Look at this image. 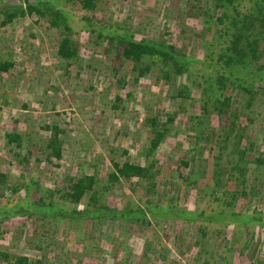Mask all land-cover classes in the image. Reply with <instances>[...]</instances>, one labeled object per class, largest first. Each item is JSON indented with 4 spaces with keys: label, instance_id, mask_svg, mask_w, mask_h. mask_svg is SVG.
<instances>
[{
    "label": "rangeland",
    "instance_id": "obj_1",
    "mask_svg": "<svg viewBox=\"0 0 264 264\" xmlns=\"http://www.w3.org/2000/svg\"><path fill=\"white\" fill-rule=\"evenodd\" d=\"M19 6H25L23 0H0L1 12ZM61 7L67 12L72 38L78 44L76 59H59L56 54L60 40L59 30L48 25L41 17L34 23V19L37 20L38 17L36 14L18 16L11 23L0 25V61L13 63L6 71L0 72V172L6 174L9 185L21 183L23 173L38 170L39 193H46L49 188H56L63 183L64 175L75 173L77 164L85 159L90 161L89 166H86L89 168L87 173L95 172L106 178L107 173L113 170L111 161L120 156L119 161L129 159L130 162H138L144 166L151 165L156 190L159 193L177 192L173 204L193 210L197 206L204 208L209 198L203 197L199 201L197 185L187 186V182L179 176V171L192 182L197 176L196 181L203 186L202 189L211 188L214 187L211 177L214 164L218 162L220 169L228 173V169L238 162L240 151L245 150L246 196H240L234 208L238 212L246 210L247 213H252L254 209L264 211V195L259 194L263 199H257L255 193L251 195L264 182V165L256 164L255 160L259 155L264 158V97H261L260 91L251 107L221 115L210 111L205 116L198 100L199 88L194 87L189 79L179 77L173 81L177 85L182 86L183 83L191 87V97H172L170 94L174 93L170 92L171 87L161 80L156 82V74L149 73L148 81L142 84L148 90H144L139 84L131 87L135 102H126L124 109H117L116 112L105 104L109 101L110 91L114 90L116 77L113 69L116 67L112 66L118 61H115L116 52L113 49L109 54H102L100 45L91 43L88 32L82 27L85 22L88 26L86 18L93 17L90 22L94 23L95 20L98 22L96 26L114 27L111 22L121 25L129 23L128 25L132 24V29L140 30L135 34L136 39H163L185 48L184 44L187 46L188 40L184 32L198 25L195 18L187 16V3L179 0H98L92 10H86L77 0H71L62 3ZM100 40L107 42L106 39ZM127 70L126 64L120 73ZM131 88L117 89L119 92L114 93L127 92ZM223 93L225 96L230 94L233 101L236 98L239 103L244 102L248 96L244 91L236 95L230 88ZM113 96L114 94L111 97ZM23 104L27 107L23 108ZM234 104L236 103L232 106ZM112 112L116 117H113ZM155 115L161 121L168 117H172L173 121L169 124V136L157 148V159H152V155L145 157V143L152 135L144 119ZM197 115L204 116L205 119L197 120ZM233 124L235 129L232 132L239 134L230 132ZM53 125L67 130L74 127V132L80 129L82 134L60 135L64 137V145H70L72 150L66 151L60 161H55L58 166L49 169L44 165L45 155L38 147L51 132L48 126ZM112 125L123 126V135L116 136ZM7 132L26 134V139L30 134L31 140L25 139L24 146L18 147L14 141H8ZM26 149L35 151L28 156ZM123 150H127L125 157L121 156ZM205 169L206 172L202 175V170ZM232 173L242 178L240 169L232 170ZM240 181L225 180L224 188L229 191L240 190L242 185H237ZM180 182L183 184L175 191L173 184ZM118 184L122 186L121 190L115 188ZM188 188L190 191L187 193ZM102 192L105 202L110 207L117 208L124 206L127 201L142 205L146 197L150 196L139 186L132 189L128 182L114 183L112 189ZM260 192L263 190L260 189ZM24 194L25 191L20 190V195ZM29 194L34 198L38 196L34 190ZM7 198L14 202L17 196L6 193L0 202ZM22 222V218L12 217L3 222L1 228L12 231ZM218 222H202L198 219L196 224L189 226L183 221L167 222L168 224L150 221L149 226L144 224L140 227L126 222L127 231L119 227L112 236L114 243L103 246L96 239L99 233L94 243L92 233L88 234L85 227L79 230L74 221H63L59 230L47 233L43 244L38 243L41 239L39 233L47 232L48 225L35 219H26V226H21L24 229L17 242L21 245L20 253L29 260L45 258L50 264H75L77 259H81L82 264H118L125 261V264H158L162 261L155 263L146 261V258L153 259L156 258L155 254H165L160 251L162 246L171 249L170 253L176 257L174 259L169 253L166 254L165 262L175 261L171 264H203L205 260L209 264L264 263V227L259 224L257 228L250 226L251 230L243 232L240 242H233L228 229L231 227L235 232L237 228L230 224L223 228L222 235L219 236L216 230L221 225ZM198 226L207 232L205 237L200 235L203 230L200 232ZM251 233L253 238L244 248L250 247L241 252L244 244L242 241L249 239ZM10 236L6 233L3 235L5 238L0 239V247L10 246L13 242L9 239ZM39 244L42 247L38 248ZM228 248H235L237 251L229 252V258L220 259L219 256L227 255ZM246 256H251V259ZM0 264L4 263L0 261Z\"/></svg>",
    "mask_w": 264,
    "mask_h": 264
},
{
    "label": "trees",
    "instance_id": "obj_2",
    "mask_svg": "<svg viewBox=\"0 0 264 264\" xmlns=\"http://www.w3.org/2000/svg\"><path fill=\"white\" fill-rule=\"evenodd\" d=\"M23 1L25 4L23 8L19 6L11 10L0 11V17L2 16L0 25L4 26L11 23L18 16L36 14L38 17L37 20L34 19V23L41 17L45 19L48 25L59 30L60 40L57 43L56 49L59 59H76L79 51L78 44L76 39L72 38V28L68 16H66L67 12L61 7L62 3L71 0ZM77 1L86 10H92L96 2H98V0ZM179 1L187 3V16L195 18L198 24L189 28L186 32L183 30L184 34H186L185 38L188 40L187 46L184 44L185 48L178 47L176 43H167L163 39L160 41L150 37L136 39L135 34L140 30L138 28L132 29L130 27L132 24L128 25L129 23L121 25L117 24V22H111V25L114 27L96 26L98 22L95 20L94 23L93 21L90 22L93 17L86 18L89 21L88 26L85 22L82 27L88 32L87 36L91 43L96 46L100 45L102 54H109L112 49L116 52L115 61L117 60L118 63L115 64L116 66H112L116 67L113 69L114 77H116L114 90L110 91L109 101L105 103L112 111L116 112L117 109L123 110L126 102H135V99L132 97L131 87L136 84L144 87L142 84L148 81L149 73L156 74V82L161 80L171 87L170 92L174 93V95L170 94L172 97H191V87L183 83L182 86L180 84L177 85L173 81V79L176 80L179 77L189 79L194 87L199 88L198 100L201 103L200 106L204 115L210 111L216 112L217 115L230 114L233 110L239 112L240 108L243 109L253 105L259 91L262 94L261 97H264V0ZM93 33H96V35L94 36ZM100 39H106L107 42L105 43ZM125 63L128 70L120 73L123 66L126 65ZM12 64V62L7 60L0 61V72L6 71ZM118 73H120V76H118ZM130 81L132 84H130ZM175 84L176 86H174ZM125 88L131 89L127 92L118 93L119 90H124ZM227 88L235 91L236 95L238 92L244 91L248 96L242 103H239L236 98L234 102L230 94L224 95L223 92ZM145 89L148 90L149 88L144 87ZM114 91L118 92L114 93ZM113 94L114 96L111 97ZM233 103L236 104L232 106ZM22 107L26 108L27 106L23 104ZM134 107L137 106L134 105ZM114 112H112L113 117H116ZM196 119L205 118L204 116L197 115ZM144 120H146L144 123L149 125V132L152 135L148 139V145L145 143V157L147 158L152 155V159H157V148L169 136V124L173 121V118L168 117L165 121H161L158 119V115H155L153 117H146ZM111 127L115 129L116 136L123 135V126L112 125ZM232 127L229 129L230 132L239 134L232 132L235 129V124ZM48 129L51 132L38 149L45 155L43 163L46 168L53 169L58 166V163L55 161H60L66 151L72 150L70 145H64V137L60 135L68 136L70 133L75 134L78 132L82 134V130L79 129L74 132V127H72V130H67L64 128L60 129L56 125L48 126ZM25 135L6 133L8 141H14L18 147H23L24 141L31 140L30 134H28V139H26ZM114 139L116 140L115 136ZM77 140L76 138L75 141L77 142ZM207 140L208 138H206ZM250 144L253 145V142ZM26 151L28 156H30L35 150L26 149ZM126 153L127 150H123L121 156L125 157ZM245 153V150L240 151L238 162L228 169V173L220 169L218 162L214 164L211 172L214 187L211 188L202 189L203 186L196 181L197 176L193 179L195 181L192 182L179 171V176L182 177L184 182H187V186L195 187L197 185L196 191L199 201L203 197L204 199L209 198L204 208L197 206L193 210L173 204L175 203L174 197L177 192L166 193L164 191L159 193L156 190V182L153 180L154 173L150 171L151 165L144 166L138 162H130L129 159L119 161L120 156H117L116 160L111 161L113 170L107 173L106 178L98 176L95 172L87 173L89 172V168L86 166H89L90 161L85 159L83 162L77 164L78 168L75 173L72 172V174L70 172V174L64 175L63 183L59 184L56 188H49L43 194L39 193L40 186L38 180L40 175H37L39 174L38 170L23 173L22 182H16L12 185H9L6 174L0 172V199L6 193L17 196L14 202H11L8 198L4 202H0V239H4L3 235L6 233L11 235L9 239L13 241L6 248L0 247V261L4 264H50V262L44 260L45 258L29 260L27 256L20 253L21 245L17 242V239H19V234L24 229L21 226H26V219H35L42 221V224L45 222L48 225L49 230L47 232L39 233L41 239L38 240V243L41 244L45 241L47 233L59 230V225L63 221H74L79 230H81V227H85V231L88 234L92 233L91 238L95 240L94 243H96L97 239L103 246H107L112 245L110 242L114 243L115 239L112 236L113 233L117 232L119 227L127 231L126 222L128 224L135 223L136 226L140 227L144 224L145 226H149L150 221H155V223L174 221L178 223L179 221H183V223L192 226L196 224L198 219H201L202 222L205 220L219 221L218 223H220L221 227L216 230L219 236L222 235L223 228L233 224L237 228V231L233 232L230 227L228 232H231L233 242H240L243 232L251 230L252 227L250 226L257 228L260 225L264 227V211H256L254 209L252 213H247L246 210L238 212L234 208L238 198L246 196L244 192L246 185L244 174L247 168H245L244 164L247 161V155ZM255 160L256 164L264 165V158L261 155ZM235 169H240L242 178L236 177L232 173V170ZM202 172L203 175L206 169L202 170ZM195 175H197V172ZM223 176L226 181L230 179L241 180L237 183L240 187L242 185L240 190L229 191L225 189L226 183L222 178ZM119 182H128L132 189L135 186H139L144 193L150 194V196L146 197L142 205L127 201L120 208L110 207L103 199L102 190H110L114 183ZM181 184L183 183H174V190L177 191V188L179 189ZM260 187L251 193V195L255 193L257 199H263V196L260 197L259 194L264 195V182L260 184ZM115 188L121 190L122 186L118 184ZM260 189L263 190L262 193ZM20 190L25 191V194L21 196ZM33 190L38 194L35 198L29 194ZM218 190H220L219 193ZM189 191L190 189L188 188L187 193ZM153 197L156 199L154 200ZM149 198L153 201L149 200ZM12 217L22 218L23 222L19 226L20 229L17 227L12 231L3 230L1 228L2 223ZM87 226L92 228H87ZM198 227V230L201 232L203 229L200 226ZM130 229L132 228L130 227ZM98 233L99 235L97 236ZM200 235L205 237L207 232L203 230ZM251 238H253L252 233L249 239L242 241L244 244L242 245L241 252L247 251L250 247L244 248ZM14 239L16 240L14 241ZM41 244L37 245V247H42ZM233 250L236 249L228 248L227 255L219 256V258H229V252L233 253ZM160 251L165 252V254H155L156 258L147 257L146 261L155 263L162 261V263L158 262V264H171L175 262L174 260H171L172 262L169 263L165 262L167 261V253L176 259L174 254L170 253L171 249L162 246ZM250 257L246 256L247 259H251ZM80 260L77 259L75 264H82ZM177 262L179 263L178 260ZM125 263L118 262V264ZM252 263L254 264V262ZM203 264H209V262L205 260ZM255 264L264 263L259 262Z\"/></svg>",
    "mask_w": 264,
    "mask_h": 264
}]
</instances>
